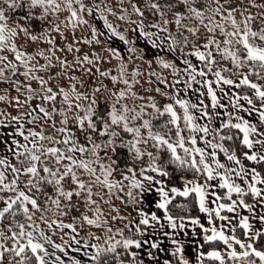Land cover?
Returning <instances> with one entry per match:
<instances>
[{"label":"snow or ice","instance_id":"1","mask_svg":"<svg viewBox=\"0 0 264 264\" xmlns=\"http://www.w3.org/2000/svg\"><path fill=\"white\" fill-rule=\"evenodd\" d=\"M0 264H264V0H0Z\"/></svg>","mask_w":264,"mask_h":264},{"label":"trees","instance_id":"2","mask_svg":"<svg viewBox=\"0 0 264 264\" xmlns=\"http://www.w3.org/2000/svg\"><path fill=\"white\" fill-rule=\"evenodd\" d=\"M65 219H67V217Z\"/></svg>","mask_w":264,"mask_h":264}]
</instances>
